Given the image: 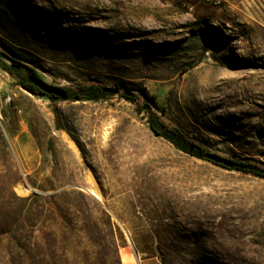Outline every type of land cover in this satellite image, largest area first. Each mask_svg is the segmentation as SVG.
<instances>
[{"label": "rangeland", "instance_id": "374dc122", "mask_svg": "<svg viewBox=\"0 0 264 264\" xmlns=\"http://www.w3.org/2000/svg\"><path fill=\"white\" fill-rule=\"evenodd\" d=\"M0 54L119 90L51 101L0 68V264H264V180L177 152L120 97L264 169V0H0Z\"/></svg>", "mask_w": 264, "mask_h": 264}, {"label": "trees", "instance_id": "16d2710c", "mask_svg": "<svg viewBox=\"0 0 264 264\" xmlns=\"http://www.w3.org/2000/svg\"><path fill=\"white\" fill-rule=\"evenodd\" d=\"M0 54V58H1ZM0 68L10 77L12 78L17 85L23 90L27 91L31 94H40L42 96H46L51 101L58 100L53 96H47L41 93L30 81V77H34L36 79H40V76L37 72L22 63L14 62L10 64V66H6L2 62H0ZM103 88L97 86H81L78 87L75 91H67V100L70 102H98L108 96L102 91ZM119 94V93H118ZM120 97L129 103L135 105V109L137 113H145L146 114V122L148 125L149 131L157 138L162 139L167 142L174 150L177 152L189 157L194 158L196 160L208 162L216 167L234 171L240 174L248 175L257 179L264 180V169L258 167L255 164L250 163L247 160H237L233 161V168L228 169L223 167L222 165H216L208 160L203 158V155L206 153L198 144L189 140L182 132L177 129H172L164 125L158 118V116L151 111V109L147 105H140L138 100L134 94H121ZM11 124L14 126V118L11 117ZM26 264H30V258L28 257Z\"/></svg>", "mask_w": 264, "mask_h": 264}, {"label": "water", "instance_id": "95a60500", "mask_svg": "<svg viewBox=\"0 0 264 264\" xmlns=\"http://www.w3.org/2000/svg\"><path fill=\"white\" fill-rule=\"evenodd\" d=\"M1 55L3 58L8 60L11 64H13L15 62L14 60L7 57L6 55H4V54H1ZM29 81L44 95L53 96V97H55L61 101L67 100L68 95H67L66 90H64L60 87L51 86V85L47 84L46 82H44L43 80L36 79L34 77H30ZM102 91L106 94H109V95H116L119 92V90L116 88H103ZM124 94L129 95L132 93L125 92ZM203 158L208 160L209 162H211L213 164L222 165L223 167L228 168V169H232L234 166L233 161L228 160V159H224V158L219 157L217 155L205 153L203 155ZM135 260L138 264V259L136 256H135Z\"/></svg>", "mask_w": 264, "mask_h": 264}, {"label": "crops", "instance_id": "0c3cea01", "mask_svg": "<svg viewBox=\"0 0 264 264\" xmlns=\"http://www.w3.org/2000/svg\"><path fill=\"white\" fill-rule=\"evenodd\" d=\"M144 262L148 263V264H161L158 260L152 258V259H144V260H140L138 261V264H144Z\"/></svg>", "mask_w": 264, "mask_h": 264}]
</instances>
